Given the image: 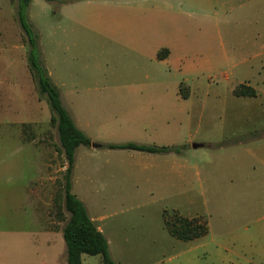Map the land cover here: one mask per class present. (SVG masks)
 I'll return each mask as SVG.
<instances>
[{
  "label": "rangeland",
  "instance_id": "rangeland-1",
  "mask_svg": "<svg viewBox=\"0 0 264 264\" xmlns=\"http://www.w3.org/2000/svg\"><path fill=\"white\" fill-rule=\"evenodd\" d=\"M59 2L31 0L27 16L39 33L42 60L66 94L77 97L75 88L82 84L167 80L162 65L153 58L114 48L99 38L96 25L66 19L76 11L72 6L62 9ZM15 9L16 0H0V264H56L54 256L60 258L62 253L66 264L63 223L54 221L50 211L56 181L62 180L67 162L57 150L50 106L31 76ZM259 14L264 35L263 8ZM240 18V27L238 24L232 33L236 39L247 20ZM241 45L238 41L229 51L227 67L217 74L197 76L196 82L208 81L214 87L205 90L203 85L198 91L200 100L212 97L215 90H219V98L232 96V86L244 79L253 84L259 81L262 71L253 73L250 68L249 73H240L246 72L241 71V64L247 54L244 46L239 49ZM211 110L197 107V140L207 141L220 131L227 134L214 144L228 149L221 155L226 167L213 185L197 186L196 202L190 207L170 196L126 201L137 187L92 184L83 173L78 174L80 159L75 157L72 192L81 196L84 191L97 199L93 209L87 204L91 213L103 216L105 228L123 220V235L130 243H146L147 255L140 264H264V163L259 159L264 160V155L257 152H264V99L237 98L230 103L229 116L236 111L244 114L243 123L235 127L231 123L221 127V118L209 127L206 115ZM233 169L240 175H233ZM121 197L123 201L113 202ZM173 212L186 217L202 215L208 233L196 241L180 240L171 246L169 237L177 238L169 234L164 220L173 218ZM149 233L163 236V248L154 247L155 236ZM140 251L128 250L137 255Z\"/></svg>",
  "mask_w": 264,
  "mask_h": 264
},
{
  "label": "crops",
  "instance_id": "crops-1",
  "mask_svg": "<svg viewBox=\"0 0 264 264\" xmlns=\"http://www.w3.org/2000/svg\"><path fill=\"white\" fill-rule=\"evenodd\" d=\"M59 3L62 9L63 6H72L76 11L75 16L66 15V19L84 26L96 25L99 38L111 42L114 48L148 55L162 65L167 78L82 84L75 88V97L66 94V89L54 82L47 69L60 89L63 105L72 120L91 141L90 146L79 145L76 148L75 157L80 159L78 174L83 173L92 184L128 183L137 187L125 198L126 201L170 196L189 207L195 204L197 186L213 185L223 177L221 171L226 165L222 164L221 155L228 150L214 146L220 138L227 137L221 131L207 141L197 140V107L212 108L206 115L209 127L217 118H221V127L228 123L235 127L243 123L244 114L236 111L229 116L230 103L237 98L264 99V35L260 33L258 23L264 0H60ZM240 17L247 20L236 39L232 33L238 24L240 27L237 21ZM238 41L243 44L238 46L239 49L244 46L243 51L247 53L241 64V71L246 72L240 73H249L253 68L251 72L262 71L263 74L259 73V81L255 84L244 79L237 85H248L257 94L236 96L233 91L237 85H233V97L219 98L221 94L215 90L212 97L200 100L198 91L203 90V85L205 90H213L214 87L208 81L196 82L197 76L217 74L227 67L229 51L235 49L234 44ZM121 143L181 146V149L179 152L151 153L106 146ZM257 152L264 155L262 149ZM259 159L264 163L261 156ZM75 169L73 165L72 191ZM234 172L236 174L233 175H240L233 169ZM76 196L85 204L95 226L107 238L113 260L117 264H140L147 255L144 253L146 243H130L123 235V220L118 219L105 228L103 216L90 211V206L93 209L97 199L84 191H81V196ZM123 200L121 197L113 202ZM32 201L35 203V197ZM196 216L203 217L194 215L188 218ZM149 234L155 236L152 240L154 247L163 248V236ZM206 234L183 241H196ZM168 240L172 246L181 239L173 241L169 237ZM132 249L143 251L137 255L128 252ZM62 254L60 258L54 256L56 264H64ZM100 260L99 254H82V264H97Z\"/></svg>",
  "mask_w": 264,
  "mask_h": 264
},
{
  "label": "trees",
  "instance_id": "trees-1",
  "mask_svg": "<svg viewBox=\"0 0 264 264\" xmlns=\"http://www.w3.org/2000/svg\"><path fill=\"white\" fill-rule=\"evenodd\" d=\"M30 2L31 0H16V19L27 46V61L31 76L38 93L45 96L52 112L50 122L56 127L59 143L57 150L63 154L67 162L62 180H57L55 184L56 190L52 198L50 214L54 221L63 223L61 231L66 247L67 264H82V254H99L103 264H117L110 255L107 238L91 220L85 204L72 192V170L76 148L79 145L90 146L91 141L72 120L63 105L60 89L51 79L42 60L39 33L27 16ZM233 92L236 96L257 94L254 88L245 84L237 85ZM106 146L151 153L179 152L181 149V146L136 143L107 144ZM172 216L173 218L165 219V225L170 234L178 239L190 240L205 235L208 231L207 222L199 216L188 218L176 212H173Z\"/></svg>",
  "mask_w": 264,
  "mask_h": 264
},
{
  "label": "water",
  "instance_id": "water-1",
  "mask_svg": "<svg viewBox=\"0 0 264 264\" xmlns=\"http://www.w3.org/2000/svg\"><path fill=\"white\" fill-rule=\"evenodd\" d=\"M92 145H94V146H95L96 144H92ZM194 146H198V144H194Z\"/></svg>",
  "mask_w": 264,
  "mask_h": 264
}]
</instances>
